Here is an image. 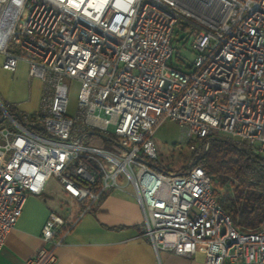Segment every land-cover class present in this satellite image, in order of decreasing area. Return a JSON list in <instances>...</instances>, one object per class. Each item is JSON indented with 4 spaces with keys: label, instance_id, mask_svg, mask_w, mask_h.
I'll list each match as a JSON object with an SVG mask.
<instances>
[{
    "label": "built area",
    "instance_id": "built-area-1",
    "mask_svg": "<svg viewBox=\"0 0 264 264\" xmlns=\"http://www.w3.org/2000/svg\"><path fill=\"white\" fill-rule=\"evenodd\" d=\"M180 18L195 27L186 69L174 62ZM0 55L5 70L23 61L44 85L33 115H12L0 100L8 121L0 127V250L27 199L53 177L79 213L71 222L50 213L44 245L25 264H56L68 233L112 190L135 197L157 253L203 250L210 264H264V219L240 231L202 167L152 166L154 134L168 119L184 126L194 152L226 134L264 159L263 0H0Z\"/></svg>",
    "mask_w": 264,
    "mask_h": 264
},
{
    "label": "crops",
    "instance_id": "crops-1",
    "mask_svg": "<svg viewBox=\"0 0 264 264\" xmlns=\"http://www.w3.org/2000/svg\"><path fill=\"white\" fill-rule=\"evenodd\" d=\"M3 59L0 55L1 102L14 112L35 114L41 104L43 82L30 76L23 61L14 72L5 70ZM71 199L60 185L45 186L41 195L30 196L0 250V264H25L44 245L42 231L50 213L73 221L79 207L71 204ZM142 223L143 214L135 197L112 190L68 233L65 243L56 249V264H210L203 250L190 257L169 251L157 253L144 236Z\"/></svg>",
    "mask_w": 264,
    "mask_h": 264
},
{
    "label": "trees",
    "instance_id": "trees-1",
    "mask_svg": "<svg viewBox=\"0 0 264 264\" xmlns=\"http://www.w3.org/2000/svg\"><path fill=\"white\" fill-rule=\"evenodd\" d=\"M194 31L195 27L190 22L180 18L172 42L181 39L186 41ZM180 33H184L181 38ZM174 59L181 63V69L188 68L177 51ZM2 104L9 113L17 115L12 108L3 102ZM7 124L0 107V127ZM90 135L99 137L97 131H91ZM209 140L208 150L195 153L192 163L202 167L211 178L214 195L235 227L240 231L257 229L264 219V159L253 158L245 148L226 137L211 136ZM103 143L99 139L98 144ZM152 166L164 169L159 166L158 161L152 162ZM186 168L177 171H184ZM222 190L224 194H221Z\"/></svg>",
    "mask_w": 264,
    "mask_h": 264
},
{
    "label": "rangeland",
    "instance_id": "rangeland-1",
    "mask_svg": "<svg viewBox=\"0 0 264 264\" xmlns=\"http://www.w3.org/2000/svg\"><path fill=\"white\" fill-rule=\"evenodd\" d=\"M184 33L179 34V38L183 37ZM191 38H188L186 41L183 39L179 41H174L173 45L176 51L179 53L185 64H189L195 59V52L191 48ZM176 64H181L178 60L174 59ZM184 64V65H185ZM70 83V82H68ZM77 101V84L71 83V88L69 91V113L73 114L75 111ZM106 133H112V128H110ZM220 137H227L226 134H221ZM229 139V138H228ZM94 142L99 143V138L94 137ZM154 141L158 148L159 159L158 164L160 167L169 170V171H177L181 168L187 167L192 164L193 156H195L197 152H194L191 149V144L195 142H189L186 139V132L184 126H181L178 122L173 120L164 121L156 130L154 134ZM90 144V142H87ZM199 144V143H198ZM102 148L106 151L114 152L115 147L113 143L104 140V143L101 145ZM201 148V144H199V149ZM57 187L58 183L55 178H51L46 187ZM131 189V186L128 187ZM221 194H224V190L221 191ZM71 204H76L74 199L70 200ZM69 204V206L71 205Z\"/></svg>",
    "mask_w": 264,
    "mask_h": 264
},
{
    "label": "bare ground",
    "instance_id": "bare-ground-1",
    "mask_svg": "<svg viewBox=\"0 0 264 264\" xmlns=\"http://www.w3.org/2000/svg\"><path fill=\"white\" fill-rule=\"evenodd\" d=\"M263 10H264V0H263ZM101 54H108V47H101Z\"/></svg>",
    "mask_w": 264,
    "mask_h": 264
},
{
    "label": "water",
    "instance_id": "water-1",
    "mask_svg": "<svg viewBox=\"0 0 264 264\" xmlns=\"http://www.w3.org/2000/svg\"><path fill=\"white\" fill-rule=\"evenodd\" d=\"M1 107H3V106H1ZM101 137L106 138L104 135H102Z\"/></svg>",
    "mask_w": 264,
    "mask_h": 264
}]
</instances>
